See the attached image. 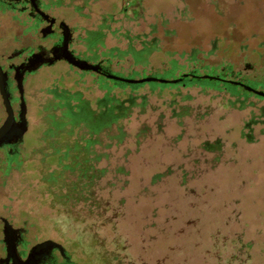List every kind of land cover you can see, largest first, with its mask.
I'll return each instance as SVG.
<instances>
[{
	"label": "rangeland",
	"instance_id": "374dc122",
	"mask_svg": "<svg viewBox=\"0 0 264 264\" xmlns=\"http://www.w3.org/2000/svg\"><path fill=\"white\" fill-rule=\"evenodd\" d=\"M42 1L71 25L102 32L107 50L126 52L127 60H113L120 76L148 77L176 61L169 80L225 73L264 91V0ZM130 47L155 49L147 70L133 68ZM64 68H43L25 94L34 86L73 93V75L59 78ZM84 82L77 89L98 112L106 93L91 75ZM111 87L115 100L149 99L107 129H89L90 160L107 169L92 188L95 202H52L58 163L48 158L50 142L40 141L15 161L0 151V219L26 228L29 247L61 244L72 264H264V98L199 84L139 94ZM43 115L30 108L33 132L47 129Z\"/></svg>",
	"mask_w": 264,
	"mask_h": 264
},
{
	"label": "flooded vegetation",
	"instance_id": "af4514ba",
	"mask_svg": "<svg viewBox=\"0 0 264 264\" xmlns=\"http://www.w3.org/2000/svg\"><path fill=\"white\" fill-rule=\"evenodd\" d=\"M51 9L55 8L42 0H0V67L3 73L0 129L11 120L9 136L0 139V151L5 160L15 161L30 145L50 142L52 153L48 158L55 159L58 164L76 165L73 171L59 170L63 173L61 180L68 181L72 172L78 178L88 161L89 129L99 131L114 121L107 100L112 84L126 83L119 80L123 76L113 70V58L106 57L112 54L119 58L120 55L113 53V49H106L102 32L73 26L65 18L53 14ZM58 63L65 67V74H60L59 78L73 75L72 84L76 88L73 93L59 95L50 89L39 91L34 86L30 94H25L26 82L34 81L43 68L51 69ZM119 63L120 60L116 66ZM86 66L89 67L81 68ZM88 75L93 78L94 87L106 93L104 113L91 109L89 101L83 98V91L77 89L84 85V77ZM41 94L53 100L43 104ZM30 108L43 112L40 125L47 127L46 130L33 132L29 122ZM30 135L33 140L28 138ZM41 136L43 140H39ZM4 220L0 219L3 236L0 264H72L67 252L63 255L57 248L34 250L35 246L29 247L28 230L14 227L10 222L11 227L5 228Z\"/></svg>",
	"mask_w": 264,
	"mask_h": 264
},
{
	"label": "trees",
	"instance_id": "16d2710c",
	"mask_svg": "<svg viewBox=\"0 0 264 264\" xmlns=\"http://www.w3.org/2000/svg\"><path fill=\"white\" fill-rule=\"evenodd\" d=\"M139 39V38H138ZM143 44H146L143 41ZM114 52L116 53L117 51H119V49L115 48L113 49ZM131 50V56H132V61H133V68L136 66H141L142 70H147L148 66L150 65V61H149V56L150 54L155 50L152 49L151 47H146L145 49L141 50V51H135L134 48L130 47ZM127 53L125 52L122 56H126ZM122 56L120 55L119 58L122 60H127L126 58L122 59ZM106 57H110L116 59L117 56L116 55H106ZM131 60V59H130ZM128 63V61H127ZM179 70V66L177 64L176 61H172L170 63V67L168 68L167 71H154L151 72V75L148 77H153V78H162V79H167L168 76H172L174 75L177 71ZM194 72V71H193ZM194 73H198L194 72ZM118 75H121L119 73H117ZM139 76V77H138ZM141 72H135L133 75H130V77L128 78H133L136 80H140L143 78H146L144 76H141ZM201 76V75H198ZM220 77L226 78L227 79V75L225 73H222L220 75ZM189 80V79H188ZM193 84H199L200 86H208V87H212L216 90H220V87H226L228 89H230V91L233 93V95H238L239 92L238 91H242L247 93V91H244L242 88L237 87V86H233V85H229L223 82H219V81H209V80H204V81H199L191 79L190 81L187 83H179L176 85H172V84H161L158 82H146L143 84H133V85H123V84H119L116 85L117 87H120V89L123 91V93L126 92V90L128 88H131V90L134 93L139 94V91L142 90L145 86L148 87V91L153 92L154 90H156V88H159V90L163 91L169 87H175L178 85H185V86H191ZM235 88H237L238 90H234ZM128 98L124 99V100H115L114 98H107V100L109 101V112L111 113L114 121H112L107 127L103 126L99 131H94L91 129L92 133L95 132H101L105 129H107L109 126H111L113 123H116L118 120L120 119H124V118H128L130 115V112L132 110V108L134 107H141V108H145L146 105H148V95H128ZM105 98V99H106ZM105 99L100 100L101 104H100V111H102V113H104V111L106 110V105H105ZM138 100H141L140 103H138ZM129 104V105H126ZM118 139L121 140V138L123 137L122 134L118 135ZM88 145V161L84 163V169L82 171V173L78 176L77 180H73V179H68V181H64L63 179L61 180L60 176L61 174H63L61 171H59L61 168L65 169L64 172H66V170H71L73 171L76 167L75 164H67V165H62V164H58V171L56 170L55 173L51 174L49 176V184H50V188H55L56 190L54 192H50L51 197H52V202L54 204H61V205H65L66 201H74L79 200V201H94L95 202V191H93V186L96 184V180H99L100 177L102 176V174H104L107 169H96V167L93 165V163L90 160V155H91V147H92V142L89 141ZM119 171H123V168L121 167L119 169ZM57 174V175H56ZM100 174V175H99ZM59 182H64L63 184L66 185V189L64 192V189L61 188V186H58ZM111 220V218H108L106 220V222H109Z\"/></svg>",
	"mask_w": 264,
	"mask_h": 264
},
{
	"label": "water",
	"instance_id": "95a60500",
	"mask_svg": "<svg viewBox=\"0 0 264 264\" xmlns=\"http://www.w3.org/2000/svg\"><path fill=\"white\" fill-rule=\"evenodd\" d=\"M89 67V66H88ZM86 67H81V68H88ZM2 72V68L0 67V83L2 81V76L3 73ZM189 79V80H188ZM197 79L199 81H204V80H209V81H219V82H223L229 85H233V86H237L242 88L244 91H247L249 93H252L258 97H262L264 98V91L263 90H259L257 88H255L254 86H251L249 84H246L242 81L239 80H233V79H226L220 76H215V75H211V74H204L201 76H197ZM123 82H125L126 84H143L146 82H158L161 84H172V85H176L179 83H187L190 81V74L188 73H183L179 78L177 79H162V78H153V77H146L140 80H136V79H130L128 77H123L121 79H119ZM10 125H11V120L9 119L6 124L0 129V139H2L5 135L9 136V129H10ZM5 221V228L7 227H11V224L9 223V221L7 219L4 220ZM45 248H57L59 249V251L65 255L66 253V249L59 243L52 241V240H47L44 241L42 243H39L37 245H35L34 250H41V249H45Z\"/></svg>",
	"mask_w": 264,
	"mask_h": 264
}]
</instances>
